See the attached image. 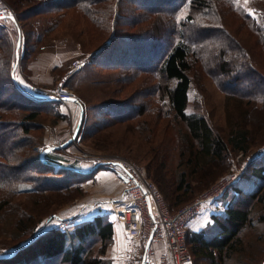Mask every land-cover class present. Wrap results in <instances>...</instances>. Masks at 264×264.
Wrapping results in <instances>:
<instances>
[{"label": "trees", "instance_id": "16d2710c", "mask_svg": "<svg viewBox=\"0 0 264 264\" xmlns=\"http://www.w3.org/2000/svg\"><path fill=\"white\" fill-rule=\"evenodd\" d=\"M19 1L8 2L17 16L15 6ZM243 1L252 7V11L246 9ZM30 2L26 5L32 6L33 12L47 10L53 5L75 7L81 11V15H77L78 20L87 16L98 27L106 28L109 36L94 51L97 65L132 69L137 75L147 74V78L155 76L160 80L154 90L155 96L142 103L134 100L138 96L136 91L131 100L108 99L92 105L96 109L95 119L99 121H95L97 125L86 133H95L115 122L131 118H137L136 123L143 125L147 105L151 106L154 99L159 98V102L163 103V114L173 112L188 126L187 165L203 178L202 186L233 166L234 152L248 155L253 133L243 122L250 118L253 111L260 109L258 106L264 107V56H258V49L264 52V0ZM232 16L242 20L237 31L245 33L244 38L252 42L251 49L231 31L226 21ZM123 22L130 28H135L139 23H148L151 30L143 33L125 31ZM159 23L164 24L165 30ZM15 26L17 30L16 23ZM56 27L57 24L52 25L51 29L55 30ZM23 30L26 35L24 27ZM82 31L84 36L91 34L87 25ZM48 32L49 27L41 35L38 34V40ZM150 38L155 42L163 40L165 50L159 54L152 49ZM121 44L124 51L119 52L117 50ZM17 45L18 37L13 39V28L8 22H0V87H15L6 98L8 100L2 98L0 88V215L5 214V210L13 213V227L19 231L11 240L0 242V264H110L106 262L104 253L114 240V221L108 214H97L41 232L47 219L57 215L62 217L59 212L51 210V204L81 198L84 193L82 176L89 177L106 165H96L89 171L78 170L67 164L69 157L65 150L68 146L47 152L46 160L41 158L40 153L47 146L46 129L67 120L68 115L60 109L61 100H53L46 94L35 95L21 85L16 77L19 60L14 52H17ZM143 49L145 52H142ZM251 50L256 55L254 58ZM254 59H259L258 64ZM198 63L203 78L210 77L230 99L245 105L241 113L242 122L233 118L228 126L215 127L206 112L196 109L189 111V106L196 99L195 96L192 101L195 90L192 71ZM66 66L58 64L54 68L65 70ZM78 71L67 77V81H71ZM163 81L165 83L161 85ZM76 97L82 105L80 122L76 125L78 137L81 131L86 130L90 103L81 94L77 93ZM199 98L201 102L204 99L203 95ZM17 110L22 113L20 117L13 115ZM67 138L63 137L62 142ZM263 147L264 144L259 148ZM153 159L158 161L159 157L153 156ZM158 170L164 172V166L159 164ZM204 172H208L207 175ZM215 172L219 173L215 175ZM186 175L184 171L181 172L174 185L173 203H181L194 194L197 187L201 188L200 184L192 186ZM245 177L250 183L248 188L237 185ZM238 182L233 186L236 190L234 197L226 204L223 213H213V223L209 227L200 230L190 227L188 243L193 264H224L225 258L237 251L241 244L239 232L246 226L254 227L264 222V154L261 157H255V154L250 156ZM23 194L29 195L33 202L25 204V212L12 211V201ZM38 206H42L40 212ZM96 243L100 244L97 254L93 253L92 247ZM13 252V255L6 254Z\"/></svg>", "mask_w": 264, "mask_h": 264}, {"label": "rangeland", "instance_id": "374dc122", "mask_svg": "<svg viewBox=\"0 0 264 264\" xmlns=\"http://www.w3.org/2000/svg\"><path fill=\"white\" fill-rule=\"evenodd\" d=\"M0 2L15 12L13 7L8 3L9 0H0ZM27 3H31L30 0H21L15 6L20 18L16 15L18 18V23H16L17 30L15 29V22L11 19L0 20V22H8L10 27L13 28V39L19 36V32L24 36L22 44L23 51L20 52L21 47L17 45V52H14V55L19 60L16 65V77L19 79L21 85L24 88H36L35 92L38 95H42L38 90L40 88H44L41 90L45 93V89L47 91L64 85L74 92V94L78 93L87 98L90 103L88 111L90 118L85 126L86 130L83 129L85 133L81 131L82 133L75 142L73 141L75 135H77V120L75 116L82 111L81 104L76 106L75 103L62 102L60 109L67 113L68 119L57 123L54 127L46 129L47 141L45 144H60L59 142L63 137L67 136V139H69L73 136L71 143L68 145V150H65L66 155L69 157L68 165L78 170L89 171L93 169V162L96 158L103 160L126 159L136 165L146 178L155 181L161 193L163 194L164 192L163 196L167 199L165 200L166 202L168 201V206L170 204V209L176 211V209L184 204L195 200L220 180L229 177L232 173L238 172L244 163L247 167L250 156L260 154L264 149V147L259 148L264 144V107L261 106H258L260 109L252 112L250 118L245 123L243 122L253 133L251 141L252 148L248 152V155L242 154V152H234L233 157L235 160L233 166L227 172L220 175H217L219 172H215V175L218 177L206 186H202L203 182L201 180L203 178L199 176L200 174L193 172L195 170L187 165L190 141L187 124L177 118L173 112L163 114L161 112L163 103L159 102V98H155L151 106L149 104L147 105L146 114L143 117L145 124L143 125L136 123L137 118H131L126 121L115 122L113 125L97 130L95 133H86L89 132L91 127L97 125L95 121H99L95 119L96 109L92 105L108 99L131 100V96L136 91H138V96L134 100L142 103L148 98L155 96L154 90L159 85L160 80L155 76H149L147 78V74L137 75L132 69L120 67L108 68L97 65L94 62V51L98 45L105 42V38L109 36V31L106 28L98 27L87 16L83 19L79 17L78 20L77 15L80 16L81 11L77 8L70 7L69 5H48L49 9L47 10L33 12L30 8L32 6L26 5ZM243 4L247 10L252 11V7L250 8L246 1H243ZM128 15H131V13ZM240 21L242 20L238 16H232V19L226 22L241 42L250 48L252 42L244 38V32L237 31ZM56 24V29H51V26ZM124 24L126 23L123 22L122 27L125 31H138L143 33L151 30L148 23H139L135 28H130ZM86 25L89 27L91 34L84 36L82 29ZM159 26L165 30L163 23H159ZM23 27L27 31L26 35ZM47 27H49L48 34H43V38L38 40V34L41 35L44 33ZM95 33H97V36H95ZM145 38L148 39V37ZM25 39H28L26 43ZM150 40L152 39L150 38ZM151 44L152 49H155L159 54L166 47L163 40L162 42L152 40ZM122 50L124 51L123 44L120 45L117 51L121 52ZM142 52H145V49ZM251 53L253 54L252 50ZM258 53V56H264V52L259 49ZM255 56L253 54V58ZM82 59H86L84 67L82 66L79 71L77 70L78 73L75 74L71 81H67V74L72 69L73 62ZM258 60L254 59L256 64H258ZM58 64L67 65L66 69H55V65ZM196 66V69L192 71L193 86L195 87L192 93V101L195 96L196 99L189 106V111L196 109L206 112V115L208 114L210 116V121L215 127L228 126L229 121L233 118L242 122L243 118L241 117V113L245 109V105L237 100L230 99L212 82L210 77L203 78L200 75V64L198 63ZM164 83V81L163 83L161 82V85ZM152 87L154 88L151 89ZM0 88L2 89L1 93H3L2 98L6 99L15 87ZM202 95L204 99L201 102L199 97ZM158 108L160 109L158 110ZM21 114L18 110L13 112L15 117H20ZM64 132L66 133L64 134ZM153 156H158L159 160H154ZM159 164L164 166V172L158 170ZM108 168L114 169L106 165V167L102 166V168L93 172L89 177L82 176L84 179V193L81 198L73 201L66 199L52 203L51 210L59 212L62 217L57 215L52 219H47L42 226L43 230L41 232L51 227H62L94 217L97 214H108L109 218L115 222V206L111 203V200L114 198L107 196L110 190L107 183L101 181V174H99L100 170L106 174ZM183 171L188 175V178L186 175V179L192 186H198L200 184L201 188L197 187L194 194L185 198L186 200L181 203L176 204V202L173 203L172 191H174V185L177 183L179 175ZM204 173L207 175L208 172ZM248 182L245 177L237 185L248 188L250 186ZM233 188H229L224 193L226 194V199L228 196L227 193H231L234 190ZM19 201L21 202L20 204ZM32 202L33 200L29 195L23 194L17 196L12 201L14 203L12 211L20 210V213L25 212V204H31ZM213 202L211 201L208 204H213ZM225 203L222 204L224 205ZM42 206H38V212H40ZM224 208L219 210L218 213H223ZM8 211L5 210V214L0 215V242L2 241L3 243L11 240L19 232L18 229L13 227V213H7ZM43 213L44 215L46 214L45 212ZM66 217L68 219L65 220ZM239 235L241 237V244H239L238 250L228 255L224 260V264H260L264 259V222H259L254 227L246 226L239 232ZM258 235L261 236L260 239ZM113 244L114 240L108 244L106 252L104 253L106 262L110 264H112L110 250H112ZM92 247L94 249L93 253L97 254L100 249V244L96 243ZM123 247L127 251L125 257L129 259L131 258L132 252L135 253L137 250H141L142 252L144 249L142 242H134L130 239L123 243ZM15 252L6 254L13 255Z\"/></svg>", "mask_w": 264, "mask_h": 264}, {"label": "built area", "instance_id": "2783aa9c", "mask_svg": "<svg viewBox=\"0 0 264 264\" xmlns=\"http://www.w3.org/2000/svg\"><path fill=\"white\" fill-rule=\"evenodd\" d=\"M2 19H11L18 23L15 12L0 2V20ZM18 37L20 52H22L24 36L19 32ZM85 63L86 59L75 60L67 77L79 70ZM46 95L57 96L65 103H79L78 99L73 100L76 94L64 85L47 90ZM77 138L75 135L73 141L75 142ZM263 154L264 149L258 155ZM100 164L111 166L126 178L122 197L112 199L111 203L115 206L114 217L121 222L129 239L140 241L144 245L140 255V264H193V254L188 243L192 220L208 203L218 201L226 190L233 187L246 168L244 163L238 172L220 180L195 200L174 211L168 206L155 181L146 178L130 161L96 158L93 167ZM157 245L161 246L159 252L155 251ZM134 256L132 252L131 257ZM260 264H264V259Z\"/></svg>", "mask_w": 264, "mask_h": 264}, {"label": "crops", "instance_id": "0c3cea01", "mask_svg": "<svg viewBox=\"0 0 264 264\" xmlns=\"http://www.w3.org/2000/svg\"><path fill=\"white\" fill-rule=\"evenodd\" d=\"M25 89L30 93H35L36 95H38V93L35 92L36 88L34 87H25ZM41 89L44 88L38 89L42 95L47 93L46 89H45V93ZM75 105L77 106L80 104L75 103ZM81 114L82 111H80V113H77L75 116V119L77 120V124L80 122ZM61 142L62 140L59 143ZM54 144L55 143H47L48 146ZM255 156L261 157L258 154H255ZM107 170H108L106 173L107 175L105 173H102L101 172L102 170L99 171V174H101V181L107 183L108 188L110 190L107 196L113 197L114 199L121 198L124 192L126 178L122 174L115 171L114 169L108 168ZM251 180H255V179L251 178ZM233 189L234 190L231 193H227L228 195L227 199L225 198L226 194H223L218 201H216L213 204H208L207 206H205V208L192 220L190 224L191 229L200 230L204 227H207L208 225H211L213 223V218H212L213 213L222 210V208L226 207V203H229L234 197L236 190L235 188ZM224 202L226 203L223 205L222 203ZM127 240H129L127 233L123 229L121 222L116 219L114 222V244L112 245L111 248L112 250H110V257L112 259V264H140V257H141L140 255L142 254V252L139 250H137L134 253L135 254L134 257H131L130 259L125 257L127 251L126 249H124L123 243ZM160 250H161V246L157 245L155 247V251L157 252Z\"/></svg>", "mask_w": 264, "mask_h": 264}, {"label": "water", "instance_id": "95a60500", "mask_svg": "<svg viewBox=\"0 0 264 264\" xmlns=\"http://www.w3.org/2000/svg\"><path fill=\"white\" fill-rule=\"evenodd\" d=\"M52 98H53V100H61L62 101V99H60L57 96L56 97H52ZM77 99H78L77 97L73 98V100H77ZM71 141H72V138H69V139L65 140L64 142H62L60 144L46 146L40 153L41 158L46 160L45 154L47 152L53 151V150H55L57 148H65L71 143Z\"/></svg>", "mask_w": 264, "mask_h": 264}]
</instances>
